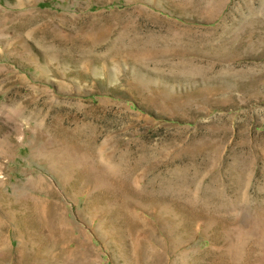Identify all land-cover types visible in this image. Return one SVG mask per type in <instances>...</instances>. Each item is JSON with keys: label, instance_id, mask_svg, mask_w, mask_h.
<instances>
[{"label": "rangeland", "instance_id": "1", "mask_svg": "<svg viewBox=\"0 0 264 264\" xmlns=\"http://www.w3.org/2000/svg\"><path fill=\"white\" fill-rule=\"evenodd\" d=\"M42 263L264 264V0H0V264Z\"/></svg>", "mask_w": 264, "mask_h": 264}, {"label": "bare ground", "instance_id": "2", "mask_svg": "<svg viewBox=\"0 0 264 264\" xmlns=\"http://www.w3.org/2000/svg\"><path fill=\"white\" fill-rule=\"evenodd\" d=\"M36 259V258H35ZM38 259V258H37ZM27 261H28V259H27ZM34 261V260H33ZM40 261V260H39ZM41 262V261H40ZM43 264V263H42Z\"/></svg>", "mask_w": 264, "mask_h": 264}]
</instances>
